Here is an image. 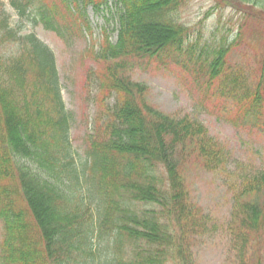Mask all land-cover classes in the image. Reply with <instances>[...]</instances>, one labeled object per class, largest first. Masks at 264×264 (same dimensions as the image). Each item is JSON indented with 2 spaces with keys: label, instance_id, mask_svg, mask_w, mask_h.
Segmentation results:
<instances>
[{
  "label": "trees",
  "instance_id": "16d2710c",
  "mask_svg": "<svg viewBox=\"0 0 264 264\" xmlns=\"http://www.w3.org/2000/svg\"><path fill=\"white\" fill-rule=\"evenodd\" d=\"M7 1L14 14L0 1V47L16 56L0 61V264H189L185 244L209 226L191 202L184 167L193 159L229 175L231 155L203 123L148 105L147 88L129 74L136 63L170 62L262 129L264 67L256 78L232 54L248 49V26L264 32V0H216L240 16L231 40L223 26L185 23L191 0ZM90 10L104 33L89 52L109 64L98 78L116 102L109 108L100 100L104 127L79 156L56 57L35 30L62 38L75 31L79 39L90 29ZM235 181L228 230L257 255L264 204L251 200L264 195V167Z\"/></svg>",
  "mask_w": 264,
  "mask_h": 264
},
{
  "label": "rangeland",
  "instance_id": "374dc122",
  "mask_svg": "<svg viewBox=\"0 0 264 264\" xmlns=\"http://www.w3.org/2000/svg\"><path fill=\"white\" fill-rule=\"evenodd\" d=\"M0 1L6 5L8 3L7 0ZM216 3V0H191L184 12V22L194 25L203 21L207 30L215 26L222 29L223 26L222 30H226L225 33L231 40L240 16L231 8H221ZM6 7L14 14L8 5ZM89 16L90 29L79 39L75 31L73 38L66 37V33L62 38L41 27L35 30L38 38L56 57L62 99L73 117L71 141L79 156H84L87 139L94 137L104 127L100 116L105 108L100 106V100L105 101L107 98L105 106L109 108L116 102V94L102 89L98 78L102 69L109 64L96 63L92 58L93 54L89 52L91 44H94L96 50L99 48L104 33L101 25L103 22L91 10ZM245 42L248 49L242 48L241 52H234L232 60L241 65H252V75L259 78L262 76L260 69L264 67V32L248 26L245 30ZM250 51L252 54L248 58L245 54H250ZM13 56L16 55L7 44L0 47L1 62ZM129 76L134 82L147 88L144 100L148 105L170 117H189L203 123L211 136L220 141L231 155L229 175L209 173L193 159L189 162L191 164L184 167L191 202L201 211L209 226L207 234L190 239L186 243L187 247L185 244L189 264H241L242 261L244 264H252L253 261L255 264H264V250H261L264 240L258 242L260 250L255 255L257 250L249 253L250 245L242 249L228 230V224L233 221L231 191L235 186V179L240 172L264 167V126L262 129H251L244 122V108L241 111L217 102L211 93L204 92L194 76L170 62L156 60L136 63ZM261 116L264 124V104ZM251 201H258L262 205L264 195ZM1 236L0 224V239Z\"/></svg>",
  "mask_w": 264,
  "mask_h": 264
}]
</instances>
